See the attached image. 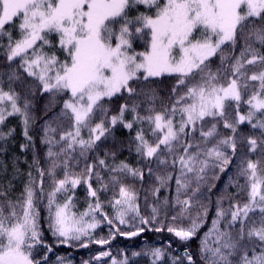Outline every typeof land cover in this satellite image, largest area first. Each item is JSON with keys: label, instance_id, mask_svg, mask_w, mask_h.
<instances>
[{"label": "snow or ice", "instance_id": "1", "mask_svg": "<svg viewBox=\"0 0 264 264\" xmlns=\"http://www.w3.org/2000/svg\"><path fill=\"white\" fill-rule=\"evenodd\" d=\"M0 55V126L19 119L21 151L35 147L39 102L45 116L58 109L42 128L47 167L34 155L21 195L0 191V264H51L44 224L55 244L101 246L82 264H130L103 250L117 236L166 231L187 244L209 213L202 188L238 156L225 186L237 191L217 198L199 264H264V0H0ZM166 78L169 103L159 91ZM117 127L135 130V153L155 177L148 215L134 186L144 168L117 162L115 150L98 154ZM14 132L0 129V141ZM173 180L175 197L161 200ZM104 225L107 237L97 233ZM171 253L172 241L131 256L198 264L187 249Z\"/></svg>", "mask_w": 264, "mask_h": 264}, {"label": "trees", "instance_id": "2", "mask_svg": "<svg viewBox=\"0 0 264 264\" xmlns=\"http://www.w3.org/2000/svg\"><path fill=\"white\" fill-rule=\"evenodd\" d=\"M137 50H143L142 42H138ZM3 57L0 55V60ZM174 84L172 79H164L163 82L159 85V91L162 97H164V102L169 103L168 97L171 95L170 88ZM121 101H115L113 108L117 107ZM43 100L39 102L35 111V122L33 123L30 134L34 137L35 147H30L25 151H21L20 145L25 143V138L22 135V125L18 118L10 117L6 121L5 126H0V129L7 131L8 128H15V132L12 137L8 139L7 144L3 141H0V148H6V150L0 151V191H7L8 196L15 200L18 198L22 191L25 182L28 179L27 173L29 170L35 175V168H29V165L33 162V156L35 155L42 163L45 161L46 154V145L41 143L43 137V125L44 121L50 118H53L55 112L58 109H54L52 112L45 116L43 109ZM130 118V117H129ZM243 131L247 133L249 131L248 127L245 126ZM135 134V130L129 132L121 127H117L114 132V135L110 137L107 141L102 143L99 148V156L103 157L106 150H115L116 151V160H125L135 167H142L145 170V181L141 183L140 181L135 182V187L139 193V203L141 206V213L148 215L150 212V205L155 202V198L151 194V189L155 185V177H149L147 174V168L144 164L139 162V158L135 153V144L132 141V138ZM96 158V154H92V159ZM109 163H112V158L109 156ZM239 163V156L234 159L233 165L230 166L229 170L225 174L220 175L218 181L209 180V184L204 186L201 190L199 199L208 205L209 213L206 219V223L201 228L197 237L192 241H189L187 244H182L175 240L170 234L166 231L163 233H156L154 231H146L140 236L133 238H125L122 236H117L115 240L111 242L110 245L103 246V250H111L112 254L117 257V259H122L123 254L127 253L130 259V264H151L150 257L140 256L132 257L131 253L133 251H143L146 248L150 247H167L168 243L172 241V255L180 256L183 258L184 251L187 249L191 252L194 257L197 259L199 264V244L200 240L203 237L204 233L208 231L211 226V221L215 216L216 211V201L221 194H227L228 192L237 191L235 188H225L228 184V177L235 174V165ZM44 166L47 167V164L44 163ZM81 167H83V161H81ZM17 169L19 170L17 172ZM10 182V184H9ZM131 183V181H129ZM215 183V187H211V184ZM243 183V179H241ZM95 186V185H94ZM45 187H48V182L46 178ZM211 187V191L209 188ZM175 181H171L169 186L162 188L160 191V199L163 200L165 197L172 199L175 197ZM77 199H78V208L84 210L86 208V191L85 187L82 185L76 190ZM147 197V199H145ZM110 198V193L101 194V199L107 201ZM2 199V197H0ZM225 208L228 207V201H224ZM111 213V209H106ZM195 211V209H194ZM46 215L42 211V216ZM45 228V235L49 243L54 244L53 252L48 253L51 264H57V256H64L67 259L72 261V264H82V261L91 259L92 256L96 255L101 246L99 245H90L89 248H78L72 247L69 248L64 245H58L54 243V238L50 233L46 231V224L43 225ZM122 230H134L129 229L127 226H120ZM109 228L107 225L102 226L97 230L99 236L107 237ZM167 264H170V258H167ZM184 264H187L186 260Z\"/></svg>", "mask_w": 264, "mask_h": 264}]
</instances>
